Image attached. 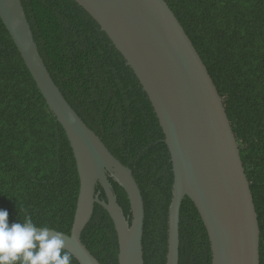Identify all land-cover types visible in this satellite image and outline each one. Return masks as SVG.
Masks as SVG:
<instances>
[{"label": "trees", "instance_id": "1", "mask_svg": "<svg viewBox=\"0 0 264 264\" xmlns=\"http://www.w3.org/2000/svg\"><path fill=\"white\" fill-rule=\"evenodd\" d=\"M223 99L240 144L261 230L264 264V0H165ZM40 53L60 90L113 155L133 170L146 207L145 264H166L174 183L165 135L148 95L97 22L74 0H22ZM131 216L125 190L111 179ZM80 177L68 136L0 18V208L9 224L70 235ZM101 199L105 193L98 188ZM180 264H213L195 204L181 210ZM83 243L101 264H119L118 236L95 206ZM71 264H79L73 257Z\"/></svg>", "mask_w": 264, "mask_h": 264}, {"label": "water", "instance_id": "2", "mask_svg": "<svg viewBox=\"0 0 264 264\" xmlns=\"http://www.w3.org/2000/svg\"><path fill=\"white\" fill-rule=\"evenodd\" d=\"M74 1L97 22L134 72L165 135L174 174L166 264H180L186 198L206 226L213 264H261L259 218L240 144L207 66L167 2ZM0 18L64 128L77 162L81 186L72 232L64 234L66 249L79 264H101L82 239L100 205L117 232L119 264H145L146 207L133 170L113 155L54 81L22 0H0ZM111 179L125 190L131 216L119 203Z\"/></svg>", "mask_w": 264, "mask_h": 264}, {"label": "clouds", "instance_id": "3", "mask_svg": "<svg viewBox=\"0 0 264 264\" xmlns=\"http://www.w3.org/2000/svg\"><path fill=\"white\" fill-rule=\"evenodd\" d=\"M62 231L37 226L27 215L9 224V212L0 208V264H71Z\"/></svg>", "mask_w": 264, "mask_h": 264}]
</instances>
